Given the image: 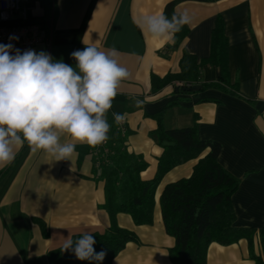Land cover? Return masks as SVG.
Returning <instances> with one entry per match:
<instances>
[{
	"label": "crops",
	"instance_id": "0c3cea01",
	"mask_svg": "<svg viewBox=\"0 0 264 264\" xmlns=\"http://www.w3.org/2000/svg\"><path fill=\"white\" fill-rule=\"evenodd\" d=\"M169 1L26 0V5L28 21L52 40L49 52L44 47L39 52L54 61L75 67L71 53L86 45L118 50L130 77L121 83L107 120L125 137V149L146 163L141 179L154 177L163 150L153 135L158 117L165 129L195 122L198 137L218 141V161L240 178L230 197L233 224L258 230L264 226V0L177 1L174 10L191 17L178 44L155 38L139 26L144 16L163 13ZM218 16L228 45L227 84L218 80L220 68L207 62L199 66L196 81L159 82L180 71L183 52L197 62L210 55ZM136 100L142 104L137 106ZM114 112L126 115L122 125L114 122ZM62 142L72 141L65 134ZM104 146L76 143L71 159L54 161L43 151L33 153L25 143L15 150L10 165L0 167V264H49L47 252L74 233L110 226L100 175L101 164L108 160L97 163L95 154ZM198 157L163 173L155 186L151 224L137 225L124 212L115 215L117 225L136 239L126 242L112 264H173L168 252L174 240L163 227L158 199L163 186L191 175ZM248 249L245 238L228 245L212 242L206 264H254ZM252 249L264 260V244L256 234Z\"/></svg>",
	"mask_w": 264,
	"mask_h": 264
},
{
	"label": "trees",
	"instance_id": "16d2710c",
	"mask_svg": "<svg viewBox=\"0 0 264 264\" xmlns=\"http://www.w3.org/2000/svg\"><path fill=\"white\" fill-rule=\"evenodd\" d=\"M179 0L169 1L163 10L168 16L176 12L174 5ZM187 1V0H186ZM213 1V0H199ZM177 13V12H176ZM222 18L218 16L211 34L210 55L197 62L196 57L183 52L180 71L167 74L159 82L173 79L196 81L203 63H211L220 68V82H228L227 40L223 32ZM188 31L187 25L175 35L178 44ZM217 85V83L213 84ZM161 118L156 120V136L163 150L159 157L157 171L150 180L140 177L146 163L129 153L125 148V137L111 126L109 139L102 150H107L105 164H101L100 175L105 181V201L103 207L110 216L111 224L103 231H90L96 241L97 253L104 251L105 258L100 264H112V259L125 246L127 241L135 240V234L117 225L115 215L124 212L130 215L137 225L151 224L153 221L154 191L161 177L172 167L188 159L198 157L191 175L169 182L160 194V207L163 227L174 244L169 248L173 264H206L207 249L210 243L228 245L245 238L254 264H264V260L254 253L253 235L264 244V226L258 230L240 228L234 225L235 212L231 196L237 189L240 178L230 173L218 161L221 146L212 139H200L197 126L180 128L164 127ZM100 149V150H101ZM84 232L74 233L71 238H79ZM62 246L47 252L49 264H97L95 261L78 260L71 251H62Z\"/></svg>",
	"mask_w": 264,
	"mask_h": 264
},
{
	"label": "clouds",
	"instance_id": "9594fccd",
	"mask_svg": "<svg viewBox=\"0 0 264 264\" xmlns=\"http://www.w3.org/2000/svg\"><path fill=\"white\" fill-rule=\"evenodd\" d=\"M190 23L185 11L170 18L163 13L147 15L139 26L155 38L174 43L175 35ZM12 48L0 44V167L10 165L15 150L25 143L33 153L43 151L59 161L71 159L76 143L96 147L109 139L107 113L121 83L130 77L115 47L105 51L86 45L75 50L71 53L75 67L54 61L44 51L17 49L13 55ZM112 115L118 126L126 119L125 114ZM65 134L72 142H62ZM95 243L93 235L84 232L76 239L68 237L62 251L100 264L106 253H97Z\"/></svg>",
	"mask_w": 264,
	"mask_h": 264
},
{
	"label": "built area",
	"instance_id": "2783aa9c",
	"mask_svg": "<svg viewBox=\"0 0 264 264\" xmlns=\"http://www.w3.org/2000/svg\"><path fill=\"white\" fill-rule=\"evenodd\" d=\"M27 7L26 0H0V44H11L13 55L17 49L21 53L29 49L38 53L40 47L49 52L51 37L41 34L37 23L28 21L30 13ZM95 154L97 163L106 161L107 150L96 149Z\"/></svg>",
	"mask_w": 264,
	"mask_h": 264
}]
</instances>
